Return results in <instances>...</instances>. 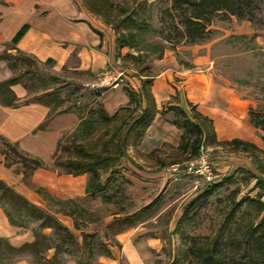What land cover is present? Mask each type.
Segmentation results:
<instances>
[{"label":"rangeland","instance_id":"obj_1","mask_svg":"<svg viewBox=\"0 0 264 264\" xmlns=\"http://www.w3.org/2000/svg\"><path fill=\"white\" fill-rule=\"evenodd\" d=\"M73 1L86 10L81 0ZM110 1L127 7V15L110 24L100 16L90 15L108 31L112 50L111 67L107 70L120 84L131 80L139 87L140 77L151 78L159 68V60L169 55L192 73L205 72L216 84L248 100L250 120L264 118V0H252V21L216 14L206 25L203 40L195 44L183 36L182 13L172 8L174 0ZM126 17L129 20L121 24ZM122 40L128 41L127 44ZM16 55L18 61L12 70L20 77L18 85L28 92L25 103L38 100L47 103L52 109L50 118L56 110L78 114L96 107L99 100L95 93L101 88L85 86L67 70L54 71L51 65L27 57L22 60L23 55ZM76 136L77 133H67L59 141L60 150L56 154L59 161L70 158L61 149ZM250 138L258 148L250 153L216 145L203 147L202 152L207 155L218 179L212 185L201 182L196 187L191 177L180 175L169 179L165 176L167 167L181 164L188 157L180 155L169 143L163 144L157 154L148 159H141L137 148L127 149L126 158L121 159L113 176V185L120 189L108 203L103 201L102 194L91 196L71 190L73 183L78 184L71 179L63 183L49 178V190L41 188L31 183V176L22 178L24 168L20 163L7 170L10 178L5 183L46 212L61 211L64 207L32 193L39 190L57 200H73L84 209L78 216L80 231L72 227L70 230L78 243L83 234H93L95 256L91 260L82 258L79 247L72 246L70 254H62L63 264H77L80 259L83 264H101V257H105L103 251L110 252L109 249L118 258V264H211L209 256L215 252L222 264H257L264 257V132L253 125ZM78 141L83 142V139ZM4 148L0 142V153ZM14 158L15 154L9 152L5 163ZM48 172L56 175L62 170L52 164ZM107 176L102 174V181ZM206 189L212 190L211 195L206 199L198 198ZM68 191L74 193L72 198L68 197L71 195ZM105 194L113 192L107 190ZM34 199L37 203L32 201ZM193 201L196 203L189 210ZM151 203L152 208L146 210ZM13 219L25 226L18 228V234L32 232L39 224L14 214ZM63 221L60 222L65 226L70 224V219ZM124 231L131 232L125 244L131 248L129 260L121 254L123 247L116 240V235ZM44 233L55 238L49 229ZM256 237H262V247L256 244ZM134 249L142 254L137 257ZM1 250L0 264H31L33 261L31 255L11 256L4 246ZM108 256L114 258L111 254Z\"/></svg>","mask_w":264,"mask_h":264},{"label":"crops","instance_id":"obj_2","mask_svg":"<svg viewBox=\"0 0 264 264\" xmlns=\"http://www.w3.org/2000/svg\"><path fill=\"white\" fill-rule=\"evenodd\" d=\"M23 26H28L27 31L12 47V39ZM104 29L101 23L73 0H0V56L6 53L15 56L19 53L42 64L52 60L54 71L67 70L85 86L93 87L97 84V75L111 67L112 42L108 31ZM158 64L159 68L151 77L150 86L157 113L137 147L141 159L153 158L151 152L159 150L165 143L178 147L182 131L171 124L174 115L168 110L169 107H179L187 113L190 106L195 107L199 114L211 120L217 143L240 140L253 144L250 138L253 125L249 117L248 100L237 95L234 90L216 84L205 72L192 73L169 55L161 58ZM12 69L6 60L0 59V84L15 76ZM140 79L139 87L129 80L126 84L119 83L115 89L101 88V91H96L100 93L97 99L108 116L115 115L121 109H134L136 105L130 102L126 89L138 94ZM10 90L15 106H6L0 102V142L4 146L8 143L25 157L43 163L46 168L35 170L31 183L49 190V178L63 183L71 179L72 182L78 181L77 186H74L75 183L70 186L71 190L85 193L88 175H54L48 172L59 141L67 133H77L80 123L78 115L67 112L50 118L49 107L37 102H24L28 92L22 86L16 84L10 86ZM5 97L9 98L8 95ZM2 98L3 94L0 95ZM216 147L223 148L218 144ZM4 150L0 153V180L5 182L10 178L7 170L14 164L9 167L5 165ZM32 194L37 198L40 196L37 192ZM68 194H71L68 196L70 198L74 196L72 191ZM32 201L37 203L35 199ZM56 217L63 223V220L70 219L60 215ZM69 225L66 224L71 229V219ZM18 228L9 224L0 207V239L6 240L14 248L34 240L33 232L18 234ZM128 234L131 232H121L116 235V240L123 247L121 254H125L129 260L131 248L125 245L129 240ZM109 250L114 258L101 257L100 263L118 264V258ZM53 252L50 250L48 256ZM140 254L136 251L137 257Z\"/></svg>","mask_w":264,"mask_h":264},{"label":"trees","instance_id":"obj_3","mask_svg":"<svg viewBox=\"0 0 264 264\" xmlns=\"http://www.w3.org/2000/svg\"><path fill=\"white\" fill-rule=\"evenodd\" d=\"M81 1L89 14L102 17L106 24L112 23V21L120 16L127 15L129 11L127 7L116 6L110 0ZM172 8L182 13L181 23L185 29L183 36L192 44L203 40L206 25L211 22V19L216 14L225 13L234 15L239 19L252 21V0H174ZM133 15H135V12L132 11L131 16ZM126 20H129V18L126 17L125 20L121 21V24ZM27 29L28 26H23L16 33L10 43L12 47L16 46ZM122 41L125 44L128 42L126 40ZM0 59L6 60L7 65L11 68H14L15 63L18 61L17 55L12 56L7 53L1 55ZM21 59L27 60L25 57ZM52 63V60H48L45 64L51 65ZM19 80L20 77L15 75L0 84V95L3 94V98L0 99L2 104L15 106L12 102L13 100H11L14 97L10 86L18 84ZM150 86L151 78L143 76L140 79V91L138 94H134L126 89L130 102L136 105L132 110L128 108L121 109L110 117L105 113L102 105L96 102V107L91 106L85 113H78L80 123L77 136L73 138L69 145L61 149L63 153L70 155V158L61 161L58 160L56 154L60 150V143L58 144L57 150L53 155L54 166L59 167L63 174L72 176L88 175L85 188L86 194L91 196L98 193L102 194L103 201L108 203L112 201L113 195L120 189V187H117L118 185H113V182H115L113 176L117 172L116 168L121 159L126 158L127 149H134L140 145L146 130L151 125L157 113L156 105L150 92ZM5 95H8L9 98H6ZM95 96L98 98L100 93L96 92ZM35 102L50 108L47 103L41 100ZM51 110L50 108V112ZM168 110L173 112L174 115L171 124L182 131L177 151L182 156H188L186 160L197 158L200 154L201 147L208 145L213 146L218 144V146L228 147L232 151L247 153L258 150L255 145L240 140L217 143L211 120L199 114L193 106L189 107L188 113L179 107H169ZM67 112L70 111L56 110L54 113L58 115ZM250 121L252 125L264 132V118ZM78 139H83V142H79ZM5 147L6 149L3 151V155L6 160L9 158V152L15 154L14 160L5 165L9 167L15 163H20L24 168V177L32 176L34 171L39 168H46L41 161L20 154L14 146L5 143ZM157 152V150L152 151L150 156H154ZM102 174L108 175L105 181L101 179ZM107 190L112 191L113 194H105ZM211 191L210 189H206L198 198L206 199L211 195ZM37 193L44 200L54 202L56 205H62L64 209L57 212L51 210L46 212L31 204L4 181L0 180V207L7 217L9 224L16 227H25L23 224H17L13 219V214L22 219L29 218L31 221L39 222L37 228L32 231L34 240L31 243L14 248L6 240L0 239V258L3 253L1 249L4 246L11 256L13 254L19 257H23L26 254L31 255L33 257L31 264H63L62 254H70L72 246H77L81 251L80 257L87 260L93 259L95 256V238L93 234H83L81 243H78L74 233L56 217L60 215L70 218L72 228L75 231H80L78 216L84 209L73 200H57L45 192L43 194L39 190ZM195 203V201L191 202L188 209L190 210ZM153 205L151 203L145 209L148 210ZM187 212L188 210L185 213L187 214ZM128 218H125V220ZM48 229L52 231L55 238L44 233ZM261 240L262 237H256L255 239L256 244H259L260 247H262ZM50 250L54 252L51 256H48ZM109 254L110 252L108 250L103 251V255L108 256ZM215 255L216 252L209 256L210 263L222 264ZM77 262V264H83L81 259ZM257 262V264H264V257L260 258ZM87 264L90 263L88 262Z\"/></svg>","mask_w":264,"mask_h":264},{"label":"built area","instance_id":"obj_4","mask_svg":"<svg viewBox=\"0 0 264 264\" xmlns=\"http://www.w3.org/2000/svg\"><path fill=\"white\" fill-rule=\"evenodd\" d=\"M99 88H117L119 86L118 78L111 75L109 70H104L97 75V84L94 85ZM203 147L200 149V154L197 158L184 161L181 164H172L164 170L165 176L169 179L177 178L180 175H185L195 179V186L198 187L200 183L212 185L218 182L217 175L207 155L203 152Z\"/></svg>","mask_w":264,"mask_h":264}]
</instances>
